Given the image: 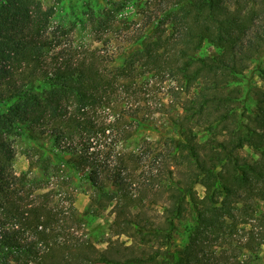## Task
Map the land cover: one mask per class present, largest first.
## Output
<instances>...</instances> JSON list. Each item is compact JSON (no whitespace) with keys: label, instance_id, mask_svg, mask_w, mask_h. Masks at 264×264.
I'll return each mask as SVG.
<instances>
[{"label":"trees","instance_id":"16d2710c","mask_svg":"<svg viewBox=\"0 0 264 264\" xmlns=\"http://www.w3.org/2000/svg\"><path fill=\"white\" fill-rule=\"evenodd\" d=\"M52 16L39 0H0V264H226L249 220L231 249L258 255L264 0L112 1L87 18V40ZM251 62L262 86L243 82ZM24 128L33 144L16 173ZM77 184L85 214L107 210L128 242L94 245Z\"/></svg>","mask_w":264,"mask_h":264},{"label":"rangeland","instance_id":"374dc122","mask_svg":"<svg viewBox=\"0 0 264 264\" xmlns=\"http://www.w3.org/2000/svg\"><path fill=\"white\" fill-rule=\"evenodd\" d=\"M44 7H52L53 8V16L52 22L59 23L63 26H69L75 24L76 33L84 39H88L90 36L89 22L88 17L93 11H97L102 7L106 6L112 1H127L130 2L132 0H39ZM215 51V48L210 45H204L200 49V54H211ZM262 65H264V58L260 59ZM257 63L251 62L248 70L245 72V83L252 86H262L263 82L257 75L256 71ZM26 129L24 128V132L20 133L15 137L13 142L16 154L14 160L12 162L13 168L16 173H20L26 170L27 167V159L25 156V151L32 146L33 141L26 135ZM158 133L156 131H143L141 132L135 139V141H140L145 137H149L151 139L158 138ZM242 152L247 154L250 152L249 149H243ZM67 156V155H65ZM196 192L198 195H203V187L201 185H196ZM76 200L75 205L77 209L84 214L83 220L85 224V231H87L90 240L94 243V245L98 248H104L108 246V240H114L118 237L119 240L129 241L128 238L124 235H116L111 230H109V223L111 220V215L107 210L101 212L98 215L88 216L85 214V209L88 203V192L89 190L83 184L78 185L76 190H74ZM249 223H245L239 225L235 234H233V238L235 240L228 246L227 254L230 256V260L226 264L234 263V255L235 252L231 249L234 243L245 242L247 238L250 236L251 230H254L255 222L253 220H249ZM251 223V224H250ZM216 234L210 232L208 229L205 232L204 244H205V253L206 255H216L218 257V252L223 251L224 247L221 244L222 239L219 237L215 238ZM231 250V251H230ZM238 254V253H237ZM237 260L244 261L245 264H264V245L261 246L258 255H254L253 252H249L247 249H243L241 254L236 255ZM212 262L216 263V257H212ZM222 264V261H219Z\"/></svg>","mask_w":264,"mask_h":264}]
</instances>
